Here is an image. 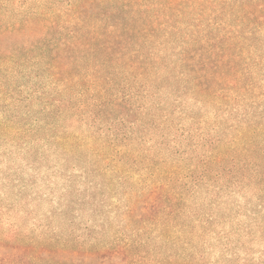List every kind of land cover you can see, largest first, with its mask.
Wrapping results in <instances>:
<instances>
[{
    "label": "rangeland",
    "instance_id": "1",
    "mask_svg": "<svg viewBox=\"0 0 264 264\" xmlns=\"http://www.w3.org/2000/svg\"><path fill=\"white\" fill-rule=\"evenodd\" d=\"M14 2L0 0L2 12H23ZM201 7L200 32L232 23ZM29 70L0 66V254L117 264L105 255L125 249V264H264V104L202 99L162 75L102 97L69 84L51 105L61 89Z\"/></svg>",
    "mask_w": 264,
    "mask_h": 264
},
{
    "label": "trees",
    "instance_id": "2",
    "mask_svg": "<svg viewBox=\"0 0 264 264\" xmlns=\"http://www.w3.org/2000/svg\"><path fill=\"white\" fill-rule=\"evenodd\" d=\"M192 1L186 9L184 0H15L23 12L0 8V66L14 63L44 76L61 89L47 100L51 105L63 103L69 84L102 97L116 83L149 86L162 75L178 87L190 83L202 99L264 104V0L230 9L227 0ZM202 5L227 12L232 23L200 32L194 15ZM13 250L19 253L0 254V264H28L21 247ZM112 251L105 257L131 261L127 250Z\"/></svg>",
    "mask_w": 264,
    "mask_h": 264
}]
</instances>
